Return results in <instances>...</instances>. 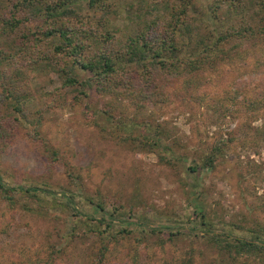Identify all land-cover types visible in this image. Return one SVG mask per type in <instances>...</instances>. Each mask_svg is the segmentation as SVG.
<instances>
[{
  "label": "rangeland",
  "instance_id": "obj_1",
  "mask_svg": "<svg viewBox=\"0 0 264 264\" xmlns=\"http://www.w3.org/2000/svg\"><path fill=\"white\" fill-rule=\"evenodd\" d=\"M3 2L10 19L16 1ZM110 2L117 13L75 4L85 22L65 26L93 43L105 18L122 33L136 2ZM90 41L76 39L77 61L104 50ZM42 42L38 50L51 52L52 40ZM29 45L24 36L1 44ZM237 51L190 74L94 79L86 95L62 83L51 53L30 52L35 65L17 89L22 111L0 86V177L6 187L48 191L17 193L12 205L0 188V264H264L211 239L232 231L264 242V41Z\"/></svg>",
  "mask_w": 264,
  "mask_h": 264
},
{
  "label": "trees",
  "instance_id": "obj_2",
  "mask_svg": "<svg viewBox=\"0 0 264 264\" xmlns=\"http://www.w3.org/2000/svg\"><path fill=\"white\" fill-rule=\"evenodd\" d=\"M15 1L11 5L15 8L14 14L9 19L2 10L4 2L0 0V86L5 98L19 111H22L24 97H19L17 89L26 84L28 70L35 65V60L27 57L31 56L30 52L36 57L42 53L41 49L38 50V45H42L44 39H51L53 45L51 52L49 46L42 54L53 55L54 59L50 64L61 77L62 83L74 86L85 95L94 79L99 85H106L113 78H119L123 82L135 70L142 77L147 75V79L154 76L155 71L158 74L178 76L177 69L181 68L186 69L187 74L195 73L212 68L213 63L221 65L233 56L240 55L241 52L237 50L249 41H264V0H161L162 3L167 1V7L163 5L162 10L158 6V0H135V18L132 23L121 33L117 27L119 23L111 24L109 18H105L99 27L100 39H95V43L104 50L98 51L92 61H77L73 56L78 51L74 45L76 39L84 45L91 38L80 39L76 29H71L69 25L68 29L64 21L85 22L83 18L86 15H80L74 7L83 0ZM85 3L92 11L103 10V14L107 15L117 13V10L111 9L110 0H85ZM38 22L45 24L46 29L32 31V25ZM33 33L35 38H32ZM23 36L27 37L30 44L23 52L22 47L1 46L7 41L9 44L19 42ZM32 47L35 49L31 50ZM85 71L91 77L82 78L80 75ZM205 166L209 167L208 161ZM188 170L195 172L197 169L189 166ZM0 188L12 205L16 202L13 195L17 193L26 197H38L37 193L48 191L36 186L6 187L1 177ZM22 205L26 207L25 203ZM198 217L200 224L210 225L203 212L198 213ZM151 230L156 233L163 229ZM260 235L246 234L241 237L233 235L232 231H226L213 235L211 239L218 248L248 251L264 258V242L257 241L261 238Z\"/></svg>",
  "mask_w": 264,
  "mask_h": 264
}]
</instances>
